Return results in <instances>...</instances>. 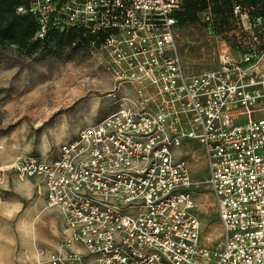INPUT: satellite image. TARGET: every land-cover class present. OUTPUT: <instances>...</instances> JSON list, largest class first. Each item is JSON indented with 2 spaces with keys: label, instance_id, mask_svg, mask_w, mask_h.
Here are the masks:
<instances>
[{
  "label": "built area",
  "instance_id": "2783aa9c",
  "mask_svg": "<svg viewBox=\"0 0 264 264\" xmlns=\"http://www.w3.org/2000/svg\"><path fill=\"white\" fill-rule=\"evenodd\" d=\"M24 2L17 14L38 20L36 39L71 27L103 37L125 96L56 158L15 166L21 180L41 183L45 208L66 227L36 264H264V0H232L224 34L212 7L202 11V27L220 41L217 67L202 74H188L178 50L183 0ZM200 158L222 229L216 250L202 243L196 212Z\"/></svg>",
  "mask_w": 264,
  "mask_h": 264
},
{
  "label": "rangeland",
  "instance_id": "374dc122",
  "mask_svg": "<svg viewBox=\"0 0 264 264\" xmlns=\"http://www.w3.org/2000/svg\"><path fill=\"white\" fill-rule=\"evenodd\" d=\"M176 41L188 74L217 67L220 41L202 25L176 29ZM108 62L104 50L89 46L31 54L0 46V264H36L40 248L53 250L66 239L60 214L45 208L41 183L21 180L15 166L26 157L56 158L82 129L120 109L125 96L115 91ZM190 144L196 147L186 151L199 157L200 146ZM192 173L199 183L194 200L202 243L216 250L222 229L214 196L203 183L209 173L202 158L192 163Z\"/></svg>",
  "mask_w": 264,
  "mask_h": 264
},
{
  "label": "trees",
  "instance_id": "16d2710c",
  "mask_svg": "<svg viewBox=\"0 0 264 264\" xmlns=\"http://www.w3.org/2000/svg\"><path fill=\"white\" fill-rule=\"evenodd\" d=\"M251 6H257L263 0H236ZM232 0H183L180 9L175 14L176 29L200 24V14L211 6L219 18L215 26L217 34H224L230 28V13ZM25 5L24 0H0V46H15L28 54L42 49L63 47L89 46L92 49L100 47L98 35L88 33L83 28L71 27L65 30L52 29L44 40L36 39L39 28L38 20L31 15L17 14V8ZM95 43V45H93Z\"/></svg>",
  "mask_w": 264,
  "mask_h": 264
}]
</instances>
